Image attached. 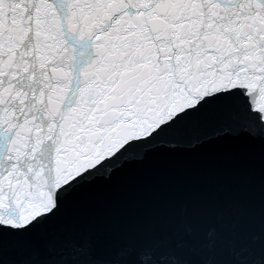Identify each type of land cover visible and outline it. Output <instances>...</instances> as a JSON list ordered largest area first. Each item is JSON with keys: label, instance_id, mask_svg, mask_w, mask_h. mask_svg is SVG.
I'll return each mask as SVG.
<instances>
[{"label": "snow or ice", "instance_id": "obj_1", "mask_svg": "<svg viewBox=\"0 0 264 264\" xmlns=\"http://www.w3.org/2000/svg\"><path fill=\"white\" fill-rule=\"evenodd\" d=\"M0 264H264V0H0Z\"/></svg>", "mask_w": 264, "mask_h": 264}]
</instances>
